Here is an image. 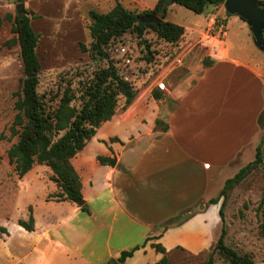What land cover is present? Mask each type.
Instances as JSON below:
<instances>
[{"label":"rangeland","instance_id":"374dc122","mask_svg":"<svg viewBox=\"0 0 264 264\" xmlns=\"http://www.w3.org/2000/svg\"><path fill=\"white\" fill-rule=\"evenodd\" d=\"M158 1L0 0V227L7 229L6 232L0 228V264H107L112 258L100 260L98 254L105 253V250L98 245L95 256L90 258L83 254L91 263L75 257L61 260L55 256V247L50 242L45 243L43 252H40V248L36 250L35 233L18 224L20 218H29L31 208L38 218V233H45L43 228L54 223L57 225L59 220L67 218L71 206L57 200L55 193L59 188L52 180L49 166L35 164L25 176L19 177L9 160L8 151L18 140L17 136L12 135L11 126L25 76L20 45L13 32L15 15L26 11L34 30L40 35L36 48L41 61L37 90L42 103L49 110L65 94L71 95L73 104L81 105L97 85L102 73L111 67L138 90L136 100L148 102L155 99L162 108V116L175 106L177 87L187 79L186 86L193 83L205 66L204 59L210 60V53L220 49L222 52L223 47L229 50L231 56L256 63L264 70V49L256 44L250 25L240 16L229 14L224 3L210 6L202 14L177 3L169 4L164 11L159 10L156 14L163 20L185 27L184 35L177 43L167 42L153 29L147 28L142 35L129 30L113 38L103 52L92 48L91 10L106 13L121 2L128 10L141 14L145 10H152ZM21 3L24 6L19 8ZM212 17H216L213 24ZM159 83H163L164 88H160ZM154 91L161 95L166 93L167 98H154ZM124 102L125 98L120 95L118 114L122 112ZM260 122L263 131L262 164L254 167L243 181L228 190L217 205L220 208L224 202L225 221L220 222L219 236L225 228L228 246L240 254H249L255 263L264 264V234L261 232L264 115ZM164 126L163 120L155 130H164ZM75 224L76 230L82 228L79 223ZM71 231L70 227L60 226L54 228L52 235L67 243ZM215 245L199 253L177 247L167 251L166 255L169 264H230L215 249ZM157 255L155 251L142 253V256L137 254L125 264H156L163 254L154 259ZM142 258H147V261L141 262Z\"/></svg>","mask_w":264,"mask_h":264},{"label":"crops","instance_id":"0c3cea01","mask_svg":"<svg viewBox=\"0 0 264 264\" xmlns=\"http://www.w3.org/2000/svg\"><path fill=\"white\" fill-rule=\"evenodd\" d=\"M222 50L209 52L213 62L193 83L186 86L187 79L177 87V102L163 116L155 99H137L98 128L72 160L88 210L59 201L71 206L70 214L57 225L41 226L45 233H38L35 214L36 250L43 252L50 242L57 258L91 263L83 254L95 256L98 245L105 250L98 254L100 260L118 258L147 237H159L127 263L137 254L156 252L153 241L167 251L182 247L192 253L215 245L220 208L209 200L254 159L264 115V70ZM158 118L167 130H155ZM100 155L115 158L116 165L102 164ZM75 223L82 228L76 230ZM60 226L72 230L67 243L52 235Z\"/></svg>","mask_w":264,"mask_h":264},{"label":"trees","instance_id":"16d2710c","mask_svg":"<svg viewBox=\"0 0 264 264\" xmlns=\"http://www.w3.org/2000/svg\"><path fill=\"white\" fill-rule=\"evenodd\" d=\"M163 1L159 0L152 10H145L141 14L128 10L121 2H117L106 13L91 10L92 48L95 51L103 52L104 47L113 38L119 37L129 30L142 35L147 28L153 29L159 37L164 38L167 42L177 43L185 33L183 25L163 19L159 24L141 21L143 15L158 13ZM173 1L197 14L204 13L210 6H219L225 2V0ZM13 32L16 34L20 45L25 76L22 79V92L15 104L17 113L11 126L12 135L17 136L18 140L8 151L10 163L14 164L19 177L25 176L35 164L49 166L52 170V180L59 188V191L55 193L57 200H69L78 203L84 197L81 175L72 162L73 158L96 135L98 128L117 113L118 97L122 95L125 98L122 106V111H124L136 100L138 90L128 79L119 75L111 67L102 73L97 85L81 105L73 104L71 95L65 94L59 103L49 110L42 103L37 90L40 82L41 61L36 48L40 35L34 30L31 17L26 11L15 15ZM83 48L86 50L85 45ZM204 61L205 66L213 62L212 59L206 58ZM161 97L162 95L158 91H154V98L159 99ZM162 122L163 119L158 118L155 128ZM163 129L167 130L168 125L165 124ZM111 141L122 142L118 137H111ZM106 144L108 143L106 142ZM261 145L262 140L257 146L254 160L243 166L234 176L228 178L219 194L209 200L210 204H218L221 197L226 196L228 190L243 181L253 171L254 167L262 164ZM110 148L112 149V147ZM98 159L102 164L110 162L109 157L100 155ZM261 205V232L264 234V196ZM81 207L83 210H88L86 202ZM30 211L29 218L27 220L20 218L18 224L25 230L33 232L36 228V221L31 208ZM220 216L224 222V202L220 207ZM0 228L7 232L5 227ZM226 234L227 231L223 228L215 243V249L223 254L230 264H257L249 254H240L228 246L225 241ZM157 238L159 237H147L144 243L123 250L117 259L125 264L127 258L132 257L136 250L144 247L150 240ZM151 246L156 252L163 254L156 264H169L164 245L161 242L153 241Z\"/></svg>","mask_w":264,"mask_h":264},{"label":"water","instance_id":"95a60500","mask_svg":"<svg viewBox=\"0 0 264 264\" xmlns=\"http://www.w3.org/2000/svg\"><path fill=\"white\" fill-rule=\"evenodd\" d=\"M173 3V0H164L160 10L164 11L169 4ZM224 5L229 14L240 16L250 25L256 44L264 49V2L261 0H225ZM23 6L24 3L19 4V8ZM141 21L159 24L162 18L156 13H152L143 15ZM110 165H116L115 158L110 159ZM84 203V199L78 202L80 206ZM107 264L122 263L117 258H111Z\"/></svg>","mask_w":264,"mask_h":264},{"label":"built area","instance_id":"2783aa9c","mask_svg":"<svg viewBox=\"0 0 264 264\" xmlns=\"http://www.w3.org/2000/svg\"><path fill=\"white\" fill-rule=\"evenodd\" d=\"M215 18H216V17H212V18H211L212 24L215 23V21H216ZM178 61L181 62L180 59H178ZM159 86H160V88H164V84H163V83H159Z\"/></svg>","mask_w":264,"mask_h":264}]
</instances>
